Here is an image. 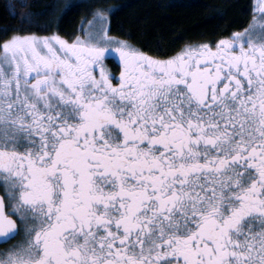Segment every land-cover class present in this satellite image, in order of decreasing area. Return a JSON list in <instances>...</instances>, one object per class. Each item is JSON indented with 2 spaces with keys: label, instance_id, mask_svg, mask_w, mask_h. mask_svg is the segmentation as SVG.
<instances>
[{
  "label": "snow or ice",
  "instance_id": "obj_1",
  "mask_svg": "<svg viewBox=\"0 0 264 264\" xmlns=\"http://www.w3.org/2000/svg\"><path fill=\"white\" fill-rule=\"evenodd\" d=\"M118 11L0 36V264H264V0L163 57Z\"/></svg>",
  "mask_w": 264,
  "mask_h": 264
},
{
  "label": "trees",
  "instance_id": "obj_2",
  "mask_svg": "<svg viewBox=\"0 0 264 264\" xmlns=\"http://www.w3.org/2000/svg\"><path fill=\"white\" fill-rule=\"evenodd\" d=\"M69 0H0V36L5 28H19L20 16L43 12L40 27L26 31H57L70 38L96 8L119 7L110 16V34L126 39L153 56L172 55L187 43H212L247 25L253 0H73L77 5L63 18ZM14 6V7H13ZM51 22V28L44 25Z\"/></svg>",
  "mask_w": 264,
  "mask_h": 264
},
{
  "label": "flooded vegetation",
  "instance_id": "obj_3",
  "mask_svg": "<svg viewBox=\"0 0 264 264\" xmlns=\"http://www.w3.org/2000/svg\"><path fill=\"white\" fill-rule=\"evenodd\" d=\"M107 63H108V66H109L110 68H112V70H113L114 72H117V73H118V68L115 67V66L113 65V63H112L111 60H108ZM9 243H11V241H9ZM5 246H6V245H0V247H5Z\"/></svg>",
  "mask_w": 264,
  "mask_h": 264
},
{
  "label": "rangeland",
  "instance_id": "obj_4",
  "mask_svg": "<svg viewBox=\"0 0 264 264\" xmlns=\"http://www.w3.org/2000/svg\"><path fill=\"white\" fill-rule=\"evenodd\" d=\"M10 0H6V2L8 3ZM253 3H254V0H253Z\"/></svg>",
  "mask_w": 264,
  "mask_h": 264
}]
</instances>
